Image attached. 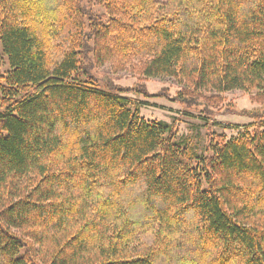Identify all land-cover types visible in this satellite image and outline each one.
I'll return each instance as SVG.
<instances>
[{"label":"trees","instance_id":"16d2710c","mask_svg":"<svg viewBox=\"0 0 264 264\" xmlns=\"http://www.w3.org/2000/svg\"><path fill=\"white\" fill-rule=\"evenodd\" d=\"M0 41V264H264V116L202 155L93 74L264 106V0H0Z\"/></svg>","mask_w":264,"mask_h":264},{"label":"rangeland","instance_id":"374dc122","mask_svg":"<svg viewBox=\"0 0 264 264\" xmlns=\"http://www.w3.org/2000/svg\"><path fill=\"white\" fill-rule=\"evenodd\" d=\"M96 14L105 13L102 6L95 5ZM136 63L138 60L135 61ZM0 70L3 74L10 70L7 57L3 54L0 41ZM93 74L99 79L100 85H117L122 88H136L138 83L145 86L147 95L135 91L123 93L141 105V114L148 120H160L173 126L178 138L188 137L190 145L200 154L207 152L212 135L226 134L229 138L236 136L240 130L254 122L252 113L264 116V106L252 101L250 93L235 91L224 94V104L214 109L212 114L201 111L200 106L183 102L179 99V92L184 85L175 79L141 80V77L132 71L128 65L124 70L116 71L113 62L95 67ZM142 86V85H140ZM211 124V125H209Z\"/></svg>","mask_w":264,"mask_h":264}]
</instances>
